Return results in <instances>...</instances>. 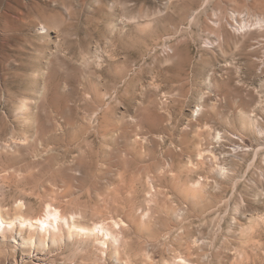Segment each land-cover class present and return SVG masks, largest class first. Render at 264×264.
Segmentation results:
<instances>
[{
    "label": "rangeland",
    "instance_id": "1",
    "mask_svg": "<svg viewBox=\"0 0 264 264\" xmlns=\"http://www.w3.org/2000/svg\"><path fill=\"white\" fill-rule=\"evenodd\" d=\"M258 18L0 0V264H264Z\"/></svg>",
    "mask_w": 264,
    "mask_h": 264
},
{
    "label": "bare ground",
    "instance_id": "2",
    "mask_svg": "<svg viewBox=\"0 0 264 264\" xmlns=\"http://www.w3.org/2000/svg\"><path fill=\"white\" fill-rule=\"evenodd\" d=\"M232 17H237L238 16V13L237 12H234L233 13V15H231ZM248 22V21H247ZM256 25H260V26H262V25H264V18H258L257 20H256ZM232 27V26H231ZM237 27H240V28H245V27H247V23H246V21L244 22L243 21V23L242 24H240V25H238ZM0 220H1V218H0ZM49 221H51V220H39V222L41 223V226L42 227H46V228H48V227H50V226H53L52 225V222H49ZM0 223H1V225H2V223H3V221H0ZM4 225V224H3ZM29 225H32V224H29ZM45 231V230H44Z\"/></svg>",
    "mask_w": 264,
    "mask_h": 264
}]
</instances>
